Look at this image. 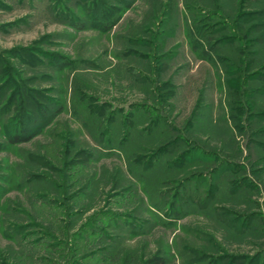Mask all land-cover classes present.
I'll list each match as a JSON object with an SVG mask.
<instances>
[{"label":"rangeland","instance_id":"rangeland-1","mask_svg":"<svg viewBox=\"0 0 264 264\" xmlns=\"http://www.w3.org/2000/svg\"><path fill=\"white\" fill-rule=\"evenodd\" d=\"M248 2L245 10L263 11L264 0ZM241 3L0 0V264H143L156 253L172 264H227L226 254L240 258L233 264H264V218L252 216L250 226L237 221L249 211L264 217V150L244 147L257 123L245 134L225 106L243 85L247 93L262 87L258 78L244 84L242 67L251 50L257 55L244 69L264 67V16L237 20ZM111 17V27L99 26ZM221 19L227 23L218 28ZM190 35L210 53L195 49ZM226 35L238 42L208 48ZM164 81L174 89L160 87ZM49 101L60 112L28 140L10 143L12 125H30ZM251 101V111L264 110V90L241 97L245 109ZM158 114L166 121L150 126ZM187 118V137L217 153L195 166L207 173L218 165L209 174L218 180L210 196L209 179L174 184L192 166L166 169L184 144L153 169L142 170L145 158L138 157ZM218 155L243 170L220 177ZM255 166H262L258 176ZM242 173L258 186L231 187ZM184 190L204 200L191 208L178 201V211L170 201ZM247 196L258 208L242 201Z\"/></svg>","mask_w":264,"mask_h":264},{"label":"trees","instance_id":"trees-1","mask_svg":"<svg viewBox=\"0 0 264 264\" xmlns=\"http://www.w3.org/2000/svg\"><path fill=\"white\" fill-rule=\"evenodd\" d=\"M253 1L254 0H252V2ZM242 2L243 3H241L238 7L239 11L237 12V14H238L237 20H241L244 18H256V17H259V15L264 16V9H263V11H261L259 13L256 10H251V11L245 10L246 9L245 6H248L250 3L249 2L247 3V0H242ZM213 16H219V15H217V13H207V15H206V17H213ZM114 21H115V17H111L110 19H108L106 21H100L99 26H101L104 29L105 28L107 29V28L112 26ZM221 21H222V23H217L218 28H219V25L222 26V25H226V23H227L224 19H221ZM190 37H191L190 40L192 41L191 45L195 49L197 48L202 53H205V54L210 53V51H208V49L206 47H203V45L200 44V42L202 43V41H199L200 39H198L197 37H194L193 35H190ZM215 39L212 40L213 42L211 41V44L208 45V48H210V46L214 47L216 45H220L222 47L223 45H225L227 43L238 42V40L235 39L233 35L232 36L226 35L224 37H221V39L220 38H218L217 40H215ZM259 39H260V37L257 36V37H252L251 40L253 42H256ZM255 55H257V51L251 50L248 58L244 59V61H243L244 64H243L242 69L245 71V73H243V76H244V78H243L244 82L243 83L245 84V83H248V80H253V79L255 80V78H258L262 82L261 83L262 87H257V88L251 89L250 92H252V93H247L244 90V88L246 87V84H245V86L243 85L241 88H238L237 95H238L239 99L238 98H237V100L236 99H234V100L228 99V100H226L225 106L227 109L226 115L229 118H232V117L237 118V119H235V123H237V124L234 125V127L236 129L239 130L240 127H242V129H243V127H246V129H244V133H245V132H247V125H250L252 122L257 123V125L250 127V129H249V135L250 136H249V139L248 140L246 139L245 143L243 144L244 147L249 149L250 146H253V144H255V147L261 148L262 150H264V140L262 141V140L258 139V137L264 136V122L262 124H258V122L260 120H262V119L264 120V110H258V111L253 110V111H251L253 109V107L256 105V103L254 101H251L252 102V103H250L251 106L249 105L248 106L249 108L247 107V109H245L244 106H246V105H243L241 102L242 96H246L247 94L248 95L249 94H254V95L260 94L264 90V72L260 71L264 67L261 66V67H259L260 70H254V71H250V70L246 71L245 70V69H247L249 62L253 61V58ZM216 58H222V59H220L221 63L227 62V63H225L226 67L232 66L231 63L228 61V59H226L227 60L226 61L224 59V57H222V56L216 57ZM263 65H264V63H263ZM62 66L63 65H60L59 67H62ZM238 71H239V68H238ZM160 87H163V88L168 87V88H172V90L174 89V85H172L168 81H166V82L164 81V83L161 84ZM49 102L50 103L52 102L51 103L52 106L50 109H48L47 107L42 106V105L37 106L36 114H37L38 118L36 121L30 120L29 121L31 123L30 125L28 123H26V124H28V126H26L25 124L24 125L23 124L12 125V130H10L7 133V138H8L10 143H18V142L28 140L29 137L32 136L30 134L31 133L33 134L34 129H36V128L40 127L41 125H43L44 123L48 122L58 112H60V110H61V104L60 103H56L55 101L54 102L49 101ZM138 108H139V106H138ZM256 108L258 109L257 106H256ZM243 109L250 111V112L242 115L243 111H245ZM241 110H242V112H240ZM242 116H243V119H242ZM161 119L166 121V118L163 115L158 114L157 116L154 115L148 121L150 122V126H151L157 120H161ZM243 120H245V122H243ZM146 125H147V123H146ZM146 125L143 127L145 132L147 131V128H148ZM192 126H193L192 118H190V119L187 118V120L184 121L183 125L180 127L173 126L174 133H173V135H171L170 138H167L163 142H161V144L159 145V147L155 151L146 153L147 157H145L143 155H138V157L145 158V160L143 162V169L142 170H145L148 168L153 169L155 167V165L157 163H159V159H161L162 156H164L168 153H171V151L173 149L184 144L185 147H183L181 150H179L177 153H175L173 155V157L168 160V162L166 163V169L171 172L172 168L177 169V167H183V166H188V168H189V166H192L193 169L190 170L189 172H187L186 175L181 176L180 179H178L177 181H173L174 184L179 189H181L183 184L186 182L193 181V182L197 183L201 179H204V178H205V180L209 179V182H208L209 187L207 188V190L205 189L204 191H205L206 195L210 196L209 195L210 192H213V193L215 192V190H214L215 186L214 185L217 186L218 180L216 179V181H215L213 179V177L212 178L209 177V174L212 176L214 173V172L212 173V171H216L218 165H216V167H213V169L211 168L209 170V172L207 171V173L202 172L200 169H196L197 167H195V166H198V164L200 163L199 161H202V159L207 160L208 158L215 157V154H217V153L213 150H205V149L200 148L197 145L196 141H194L193 139H189L187 137V134H185L184 132H186ZM37 130L38 129H36V131H34V133L37 132ZM123 139H125L124 136H123ZM236 149H238V151H240L239 150L240 147H237ZM246 155L248 156V154H246ZM217 163L220 164L219 166H222L223 169H225L224 172L221 171L220 177H222L223 174L228 175L229 172L232 171V169L235 166H238L241 169L243 168L241 162L237 163L236 161H230L227 159H223L220 156L218 157ZM261 167L262 166H255V167L251 168V173L254 174V176H258L261 173ZM175 172H177V171L175 170ZM206 181H208V180H206ZM248 185H253L255 188L258 186V185L253 184L252 178L250 176H248L247 173H242L240 179H237L235 181L233 180L231 182V187H233V188L235 187V189L236 188L239 189L241 187L243 191L245 190L244 188H247L246 186H248ZM192 191H193L194 199H193L191 192L188 193V192H185V190H184L182 193L178 194L177 196L174 195L175 197L173 198L172 201H170V203L172 205L174 204L173 207H175L178 211H179V208L182 209L181 206L179 205L180 201L181 202L187 201V203H186L187 205H184L185 207L186 206L190 207V208L193 206L197 207L198 206L197 201H200V200L203 201L204 198L203 199L198 198L199 197L198 190H192ZM242 201L250 204L251 208H258V204L251 197H248V196L243 197ZM191 202H192V205H189V204H191ZM202 204H204V202H202ZM255 215H257L258 218H261V219L264 218L260 211H256V213H250V211H249L247 213V215H245V216L240 215L239 218L237 217V221L242 222L241 220L244 219V222L247 223V226H250L253 222L251 218H253ZM226 216H229V214ZM225 219L227 220V222H229L231 224L235 220V217L230 216V217H226ZM263 221H264V219H263ZM237 226H239V225H237ZM224 258H228L227 264H233L230 262V259H232V258L240 259L239 257H234L233 255H230V254H226L224 256ZM143 264H172V263H171V260L169 259V256L167 253H164V254L156 253V254L148 257Z\"/></svg>","mask_w":264,"mask_h":264}]
</instances>
